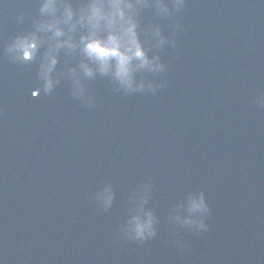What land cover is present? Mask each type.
Segmentation results:
<instances>
[{
  "label": "water",
  "instance_id": "1",
  "mask_svg": "<svg viewBox=\"0 0 264 264\" xmlns=\"http://www.w3.org/2000/svg\"><path fill=\"white\" fill-rule=\"evenodd\" d=\"M39 7L0 0V264H264V0H186L172 16L152 3L141 37L159 24L169 43L153 49L166 71L146 78L166 85L129 94L97 74L84 97L67 72L78 54L59 51L60 83L45 94L40 57L5 51ZM149 181L157 233L141 242L120 228ZM201 190L207 231L169 219Z\"/></svg>",
  "mask_w": 264,
  "mask_h": 264
},
{
  "label": "clouds",
  "instance_id": "2",
  "mask_svg": "<svg viewBox=\"0 0 264 264\" xmlns=\"http://www.w3.org/2000/svg\"><path fill=\"white\" fill-rule=\"evenodd\" d=\"M152 3L157 15L172 16L185 6L186 0H171V5L168 0H79V3L73 0H40L39 18L34 22V29L16 35L5 51L14 62H31L40 57L38 76L45 94L52 93L60 83L53 74L61 49L81 57L78 66L67 69L74 81L73 96L84 97V79L95 78L97 74L110 77L116 91L123 90L129 94L144 90L155 92L164 87L166 81L148 80L146 74L166 71L167 66L160 53L153 52V49H162L169 43V37L163 34L159 24L150 25L145 29L146 38L141 37L140 13ZM23 18L21 14L19 19ZM146 39L154 40L151 48L146 46ZM45 45L47 47L41 55L40 49ZM137 73L141 78H137ZM87 100L89 104L95 102L93 97H87ZM257 103L264 107V94L257 97ZM150 189L149 181L143 185L139 206L133 209V214L120 228L124 235L141 242L157 233L156 213L145 207ZM114 196L110 184L97 193L105 210L111 207ZM185 208L187 216L183 215ZM210 211L204 191H195L188 194L186 202L177 205L169 219L205 232L209 228L206 217ZM178 243L182 248L185 246Z\"/></svg>",
  "mask_w": 264,
  "mask_h": 264
},
{
  "label": "snow or ice",
  "instance_id": "3",
  "mask_svg": "<svg viewBox=\"0 0 264 264\" xmlns=\"http://www.w3.org/2000/svg\"><path fill=\"white\" fill-rule=\"evenodd\" d=\"M34 95H37V93H33Z\"/></svg>",
  "mask_w": 264,
  "mask_h": 264
}]
</instances>
